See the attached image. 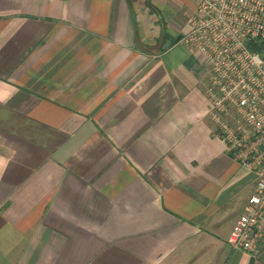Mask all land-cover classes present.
<instances>
[{"label": "crops", "instance_id": "crops-1", "mask_svg": "<svg viewBox=\"0 0 264 264\" xmlns=\"http://www.w3.org/2000/svg\"><path fill=\"white\" fill-rule=\"evenodd\" d=\"M201 0H0V264H264L210 116Z\"/></svg>", "mask_w": 264, "mask_h": 264}, {"label": "built area", "instance_id": "built-area-1", "mask_svg": "<svg viewBox=\"0 0 264 264\" xmlns=\"http://www.w3.org/2000/svg\"><path fill=\"white\" fill-rule=\"evenodd\" d=\"M183 37L210 62V116L227 151L256 187L228 243L255 254L264 243V0H201Z\"/></svg>", "mask_w": 264, "mask_h": 264}, {"label": "rangeland", "instance_id": "rangeland-1", "mask_svg": "<svg viewBox=\"0 0 264 264\" xmlns=\"http://www.w3.org/2000/svg\"><path fill=\"white\" fill-rule=\"evenodd\" d=\"M197 2H199L200 0H196Z\"/></svg>", "mask_w": 264, "mask_h": 264}]
</instances>
